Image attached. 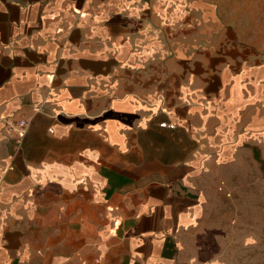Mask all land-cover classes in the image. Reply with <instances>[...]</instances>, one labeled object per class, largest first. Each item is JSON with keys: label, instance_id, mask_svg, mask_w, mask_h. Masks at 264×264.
Instances as JSON below:
<instances>
[{"label": "crops", "instance_id": "obj_1", "mask_svg": "<svg viewBox=\"0 0 264 264\" xmlns=\"http://www.w3.org/2000/svg\"><path fill=\"white\" fill-rule=\"evenodd\" d=\"M212 11L0 0V264L213 262L219 185L264 177V61Z\"/></svg>", "mask_w": 264, "mask_h": 264}, {"label": "rangeland", "instance_id": "obj_2", "mask_svg": "<svg viewBox=\"0 0 264 264\" xmlns=\"http://www.w3.org/2000/svg\"><path fill=\"white\" fill-rule=\"evenodd\" d=\"M218 17L236 30L241 47L264 61V0H205ZM211 264H264V177L251 164L235 171L228 184L219 185Z\"/></svg>", "mask_w": 264, "mask_h": 264}, {"label": "built area", "instance_id": "obj_3", "mask_svg": "<svg viewBox=\"0 0 264 264\" xmlns=\"http://www.w3.org/2000/svg\"><path fill=\"white\" fill-rule=\"evenodd\" d=\"M21 125H25V121H21ZM162 126H166V123H162Z\"/></svg>", "mask_w": 264, "mask_h": 264}]
</instances>
